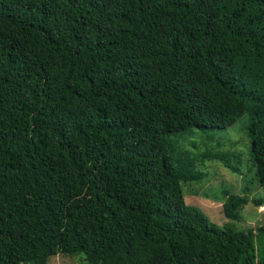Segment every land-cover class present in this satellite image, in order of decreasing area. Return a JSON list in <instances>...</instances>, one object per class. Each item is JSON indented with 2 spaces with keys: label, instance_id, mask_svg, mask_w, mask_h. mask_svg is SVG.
<instances>
[{
  "label": "trees",
  "instance_id": "obj_1",
  "mask_svg": "<svg viewBox=\"0 0 264 264\" xmlns=\"http://www.w3.org/2000/svg\"><path fill=\"white\" fill-rule=\"evenodd\" d=\"M242 115L264 185V0H0V264H264L173 140Z\"/></svg>",
  "mask_w": 264,
  "mask_h": 264
},
{
  "label": "rangeland",
  "instance_id": "obj_2",
  "mask_svg": "<svg viewBox=\"0 0 264 264\" xmlns=\"http://www.w3.org/2000/svg\"><path fill=\"white\" fill-rule=\"evenodd\" d=\"M246 124L247 118L242 115L225 129L202 131L190 128L173 137L183 160H187L201 176L181 184L183 200L217 226L227 221L221 209L225 191L246 197L238 210L239 218L232 221L235 227H255L264 222V185H260L254 175ZM252 198L261 199L262 204L254 206ZM81 262L80 254H57L49 257L46 264Z\"/></svg>",
  "mask_w": 264,
  "mask_h": 264
}]
</instances>
